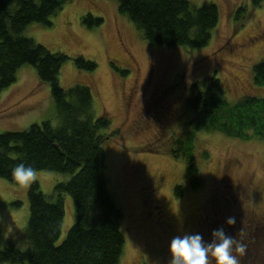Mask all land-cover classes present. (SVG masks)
Returning a JSON list of instances; mask_svg holds the SVG:
<instances>
[{"label": "rangeland", "instance_id": "obj_1", "mask_svg": "<svg viewBox=\"0 0 264 264\" xmlns=\"http://www.w3.org/2000/svg\"><path fill=\"white\" fill-rule=\"evenodd\" d=\"M190 1L197 6L214 2L219 8V24L205 47L151 44L118 11V0H68L51 16V25L35 23L24 32L49 51L69 57L61 68L60 85L90 87L94 116L110 119V127L101 134L108 137L103 141L108 188L124 215L119 223L125 236L120 264H168L170 241L185 233L201 234L210 242L212 231L223 227L236 237L234 230L240 225L229 229L227 218L245 215L255 203L259 218L264 217L262 140L199 132L200 149L210 155L199 163L204 185L195 190L188 185L185 161L168 151L171 139L190 127L193 113L186 104L197 81L217 76L232 103L249 95L264 96V87L254 83V65L264 58V2L255 6L254 0ZM243 5L248 13L241 25L235 16ZM88 14L103 18L102 24H86L83 18ZM80 56L94 61L97 68H79L75 59ZM51 91L33 65L22 66L17 81L0 95V133L46 120L58 125ZM70 176L43 170L37 171L36 181L56 201V184ZM180 184L185 190L178 196L175 189ZM228 186L239 194L232 196L234 189L228 191ZM30 187L0 177V237L21 249L29 247ZM63 198L65 216L58 243L76 219L73 197L65 193ZM241 224L250 228L255 223ZM254 232L255 240L245 239L247 252L241 264H264V228Z\"/></svg>", "mask_w": 264, "mask_h": 264}, {"label": "trees", "instance_id": "obj_2", "mask_svg": "<svg viewBox=\"0 0 264 264\" xmlns=\"http://www.w3.org/2000/svg\"><path fill=\"white\" fill-rule=\"evenodd\" d=\"M68 0H0V95L15 81L18 70L26 65L37 69L41 82L49 83L55 100L59 124L51 120L33 123L25 130L0 133V177L14 182L12 169L18 164L37 171L70 174V179L55 186L56 201L49 199L35 181L29 189L30 218L26 227L29 245L21 249L0 237V264H120L125 236L119 227L123 211L114 201L107 181L106 115L94 116L90 87L65 89L59 76L69 57L53 53L33 38L26 28L35 23L51 25V16ZM264 0H254L259 6ZM118 11L129 17L145 40L169 48L207 46L220 21L219 8L209 2L201 6L190 0H118ZM247 7L240 6L235 21L247 19ZM89 26L102 24L103 18L88 14ZM79 68L93 71L94 61L77 57ZM254 83L264 87V58L254 65ZM193 113L190 127L171 139L169 154L186 163V178L191 189L204 185L200 161L210 153L200 149L199 132H220L241 140L264 142V96L249 95L230 102L217 76L197 81L187 98ZM185 187L176 185V194ZM234 192V191H233ZM236 195V193H233ZM75 203L76 219L66 238L58 243L63 228V195ZM1 235V234H0Z\"/></svg>", "mask_w": 264, "mask_h": 264}, {"label": "clouds", "instance_id": "obj_3", "mask_svg": "<svg viewBox=\"0 0 264 264\" xmlns=\"http://www.w3.org/2000/svg\"><path fill=\"white\" fill-rule=\"evenodd\" d=\"M37 178V170L32 166L21 163L12 169V179L21 188L30 187ZM226 223L234 226L236 218L228 217ZM211 237L210 242L198 233L173 237L169 245L168 264H241V258L247 252L242 230L233 237L220 227L212 231Z\"/></svg>", "mask_w": 264, "mask_h": 264}, {"label": "flooded vegetation", "instance_id": "obj_4", "mask_svg": "<svg viewBox=\"0 0 264 264\" xmlns=\"http://www.w3.org/2000/svg\"><path fill=\"white\" fill-rule=\"evenodd\" d=\"M229 189L227 188L228 191H231L234 189L233 193H236L237 195L239 194L238 192H236L235 187H231L228 186ZM232 194V193H231ZM244 195V194H243ZM242 195V196H243ZM232 196H235L234 194H232ZM228 198V196L226 197ZM245 199V201H248V199L244 196L243 197ZM229 199V198H228ZM247 199V200H246ZM229 202H231L232 204L235 203V201L232 200V198L230 197V199L228 200ZM246 203V202H245ZM248 210V209H247ZM246 210V214L241 215L239 218H236V224L239 226V228H237L236 230H234V232L237 234L240 230L243 231L244 233V242L245 239H253L255 240L254 236H255V232L254 229L256 228V230L258 231L260 227L264 228V217L259 218V214L256 211V203L255 205L253 204V207L247 211ZM261 219V220H259ZM251 222H254L255 224L252 225V227L248 228V225H246L245 227L241 224V223H247L250 224ZM245 228V229H244ZM229 229H231V226H229ZM248 231V232H246Z\"/></svg>", "mask_w": 264, "mask_h": 264}]
</instances>
